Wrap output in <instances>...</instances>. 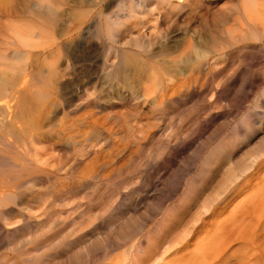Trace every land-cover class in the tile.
I'll return each mask as SVG.
<instances>
[{"label":"bare ground","instance_id":"bare-ground-1","mask_svg":"<svg viewBox=\"0 0 264 264\" xmlns=\"http://www.w3.org/2000/svg\"><path fill=\"white\" fill-rule=\"evenodd\" d=\"M18 1L10 9L0 0V264H245L250 254L261 264L259 225L215 249L205 236L264 153L250 168L233 162L204 199L202 173L187 175L177 205L156 206L142 222L120 223L138 204L135 190L112 201L133 178L105 177L133 160L169 106L214 79L233 52L264 42V0ZM170 144L167 167L180 154ZM218 154L204 157L209 170L221 168Z\"/></svg>","mask_w":264,"mask_h":264},{"label":"rangeland","instance_id":"rangeland-1","mask_svg":"<svg viewBox=\"0 0 264 264\" xmlns=\"http://www.w3.org/2000/svg\"><path fill=\"white\" fill-rule=\"evenodd\" d=\"M6 1L10 2V4L7 2V6L9 7L11 4V6L15 7L20 2L18 0H16V2H14L15 0ZM61 1L67 2L68 0ZM33 4L32 2L30 3L31 7L34 8ZM220 6H222V4ZM7 8L8 7H6V9ZM33 8H31V10ZM57 19V21H54V24L57 27L56 30L60 32L64 29L65 23L62 21L63 18L59 17ZM256 43L257 42L253 43V46L256 48L255 50L233 52L230 55L231 57L229 56L230 59L228 58L225 64L215 71L217 73L214 79H211L212 81L208 80V82H203L197 86V93L195 95H190L182 99L175 108L169 106L166 116L160 118L162 122L159 120L158 123L157 120L155 123L153 122L156 125H161L158 128L156 126V129L154 128L151 131V139L149 138L150 140L148 139L146 143L139 148H133L134 151L132 154L134 155L130 157V159L133 160L125 161L121 170L117 171L116 174L114 172L110 176L105 177L106 180L111 182L121 181L124 177L126 178V176L127 178L128 176L133 178H131L132 180L130 181V188L123 189L124 191L122 190V192L124 193H120L117 198L115 197L112 199V201L116 203L120 201L122 197H125L128 191L129 194H131V189L132 192L133 190L136 191L133 197L135 200L137 199L136 201L138 204L136 203V206L131 207L132 209L130 211L132 212H126L122 215L124 218L120 219V223H122V221H129L127 216L131 219L133 218L130 222L133 220L142 222L148 219L147 217L140 218L144 216L146 211L151 213L155 210L156 212L157 208L161 205H163V208L165 206H176L185 190V183L190 181V177H194L200 172L202 173V183L197 186V195L199 199H204L211 191L213 194L214 190L216 192L218 187L220 189L223 187L224 183L229 179L226 176L228 170L233 168V165L235 166L238 162L241 163L239 167L238 164L234 167L235 170L238 168V171L247 166L250 168L252 161L264 153V42L261 44ZM258 46H260V48ZM221 93L224 94L221 96ZM123 108L121 107L120 111H122ZM149 118L150 122L154 120L151 115H149ZM241 130H243V132ZM166 142L171 143L170 145H174L175 148L178 146L180 149V154L173 162L174 164L168 167L165 165L166 163H164L167 162L166 158L168 155V149L165 150L163 148V146L166 147ZM161 150L163 151L161 152ZM213 151L219 152L217 157H213L215 162H218L220 157L221 164L219 165H221V168L218 171L209 170V166L203 164L204 160H206L204 157ZM149 153H157L160 155L154 156L156 158L154 159L147 156ZM161 154L163 156H161ZM193 156L197 159L193 158ZM233 162H235V164H233ZM200 163L203 167H201L202 165ZM136 165H138V167ZM135 166L137 168H135ZM131 170L133 173H128ZM134 173L135 175H133ZM131 174L133 176H131ZM246 175H250L247 179L248 187L244 190L241 188L239 193L235 192L234 195L232 194L233 198L231 196L229 197L230 203H227V207L218 211V214H222L221 217L215 219L210 218L206 221L208 224V228L206 229L208 234L205 236V241L208 249L220 247L225 243L226 239L228 241L231 239L232 234L236 236L241 231L253 229L256 225H259L257 227L264 231V163L260 166L256 164L254 168L247 171ZM151 181L155 183L156 187L155 185L151 186ZM210 188L215 189L210 190ZM84 193L82 194L81 192V196H84ZM81 198H78L76 201H82ZM106 202L107 201H103L104 204L102 203L101 206L104 207ZM145 202H149L148 206ZM153 202L156 203V205L153 204ZM151 204H153L154 209H152ZM144 205L149 209L147 210V207ZM194 206H198V202H196ZM103 207H101V209ZM167 207H165V209ZM133 208L135 209L134 211ZM136 209L139 212H136ZM89 217L90 219L94 218L93 213H91ZM160 218L161 217H159V219ZM147 224H150V222L148 221ZM209 224H214V229L210 228ZM103 225L104 226L101 228L102 235L108 233V224L104 223ZM99 236L101 235L99 234ZM217 239L220 240V242ZM192 243L197 246L199 240H194ZM234 245L235 243L231 244V246ZM254 255L255 254H250L245 264H254L252 263L256 260ZM263 262L264 254L263 261L259 263L264 264Z\"/></svg>","mask_w":264,"mask_h":264}]
</instances>
